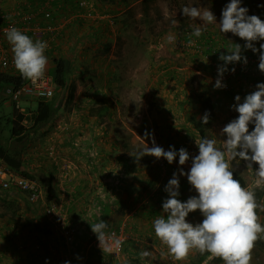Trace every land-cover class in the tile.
<instances>
[{"label":"rangeland","instance_id":"1","mask_svg":"<svg viewBox=\"0 0 264 264\" xmlns=\"http://www.w3.org/2000/svg\"><path fill=\"white\" fill-rule=\"evenodd\" d=\"M120 1L122 3L128 1V4H131V0ZM154 3H156L154 11L149 12L150 5ZM160 4L164 6V9L159 7ZM221 4L216 2V0H141L138 4L131 5L130 8L127 5L122 7V9H125L126 19L128 17L131 20L127 23L128 26L123 25L120 30L121 33L119 32V36L123 39V44L120 45L117 51L116 47L111 49V45L105 49L104 41L99 40L97 36L94 39H90L94 44L89 47L86 43H82L83 40L77 39L79 36L76 34L75 40L74 37H64L63 41L60 42V46H54L51 49L52 53H58L57 55L54 54V57L63 56L67 61L68 57H71L72 64L69 61V63L67 62V66L69 65L67 73L70 75L67 76L70 82L75 86L76 84L81 85L84 83L83 88L88 86L89 89H93L87 93L89 99L93 100L99 97L101 101H105V104L102 103L101 105L95 103L92 111L90 109L88 111L86 109L85 111L76 109L77 111L74 114L83 113L85 114L83 117L87 118V125H85L84 129L78 125L74 128V132L77 133L73 134L70 128L75 124L65 121L61 123L59 122L60 120L62 121L61 118H52L50 124L45 125L47 129L41 132H39V129L32 133L22 149L21 158L24 161L28 160V162H31L32 159L38 158L36 155H28L31 149L34 148L33 146L36 145V139L41 138V145H38V150L34 151H44V155L40 157L44 165L47 166L51 162L56 166L55 171L59 169L62 172L70 166L75 172L73 173L75 175L73 182L77 187L69 186L66 190L70 191V193L73 190L78 193L76 198L73 196L74 200L72 199L70 204L74 212H68L70 214L68 220L75 228L78 238L71 253L67 252L65 248L61 253L62 256H69L73 253L74 258L70 257V260L67 259L68 261L74 260L75 264H142L138 261V258H133L131 254L129 255V250L131 249L134 253L135 250H141V247L146 250L147 231L143 232L144 229L141 224L143 221L149 226L148 236L150 239L147 243L150 242L153 246H157L155 244L160 243L154 234L153 221L161 216L162 195L160 193L167 194L164 192V187L172 178L173 172L179 167L178 157L177 161L169 165L163 158L157 160L155 157L145 156L146 159L149 157L150 160L148 162L139 160L137 163L133 159L131 170H125V163L122 161L127 157H124L123 154L136 156L138 151L146 146V143L151 146L149 140L144 141L145 130H154L156 144L162 146L165 150H168L170 145H174L177 150L185 147L190 154H197L198 149L195 145V140L200 138L197 131H195L194 121L198 122L200 117H202V113L199 110V97L208 92V88H211L210 85H212L211 89H213V98L215 99L214 116L204 129V137L216 139V146L218 148L223 147V137L219 135L220 130L225 124L235 118L237 113L232 111L230 107L220 104V101L226 96L225 94L227 93L225 92L227 90L219 89L215 93L217 91L213 88L217 78V73L214 72L215 67L206 71L205 64L214 65L216 60L214 63L210 60L209 52L212 50L207 48V42H204L207 39L203 38V35L211 29H216L214 25H218V23L207 25L203 30V34L195 37L192 35V31L195 27H200L202 21L199 19L193 21L184 17L180 11L184 6L199 5L211 8L216 15L215 9H218L216 7L219 5V9H222ZM136 5L137 7H135ZM86 7H88V3ZM143 10H146V23L144 25L136 17V13H142ZM217 20L219 21V19ZM173 21H176V23H173ZM117 22L121 21L117 20ZM115 31L117 29H114ZM169 34L173 35L175 40L169 41ZM194 44L201 46L197 50L193 47ZM94 47L96 48L93 49ZM89 49L94 51L92 52L94 55L90 57H99V60H84L81 57L83 52L87 50L85 52L87 53ZM109 51L116 57L121 56V60L116 62L103 60L104 53L108 52L110 54ZM133 53L138 54L139 58L131 57ZM98 61L107 62L110 65L112 64L113 67L117 65L116 74L110 76V78L108 76L99 77L97 69L98 67L100 69L103 65L100 66ZM166 69L167 71H164ZM236 81L245 86L248 85L250 77L247 75L233 77L232 81H229L233 85H231V89L236 88L234 84ZM99 85L101 88H95ZM245 92L248 93V90L245 89ZM231 93L233 94V92ZM220 94H222V98ZM59 96V94L54 93L51 98L54 103L57 104L61 100ZM26 99H30L29 102L35 104L38 101L36 98L30 97H21L20 100ZM8 100L3 93L0 94V103ZM100 106L101 108L99 109ZM10 111L11 105L7 103L3 113ZM63 111L67 113L71 109L67 110L65 107ZM27 112L26 121L30 117V112L32 114V110H27ZM29 124L30 122L28 121L25 124L26 127ZM82 132L89 133V137H92V135L95 138L101 137V140L95 143H93V140L88 143L87 141H74ZM4 133L6 134V130ZM45 136H53L55 138V140H51V142L55 143L52 146L55 148L53 153L50 150L43 149V147L49 146ZM65 137L69 140H66ZM58 142L65 148L64 153L61 155H58L61 153L58 148ZM113 146H115V150H112L111 147ZM67 153L70 155L66 156ZM233 163L234 166L235 164L239 165L235 171L243 177L247 184L246 187L254 190L258 189L256 195L258 196L259 194L262 197L264 189L254 188L253 172L246 169L245 164L239 160ZM118 166L120 167L118 168ZM36 167L39 168L38 166ZM189 167L190 162L184 166L186 171ZM254 167L256 166L254 165ZM120 177H122L121 180ZM98 179H101L99 185L96 183ZM122 181H126L125 188L128 187L127 195H131V197H126L125 199L118 197L119 199L115 200L113 195L120 191V183ZM82 182L87 184L85 191H88L85 193L83 188L80 189V186L78 187V183ZM180 182L181 200H186L189 196L196 194L191 189L186 177H181ZM37 183L39 184L38 181ZM39 185L42 195H45V187L41 186V184ZM111 187L113 190H110ZM81 191L84 193L83 196H81ZM157 192L161 195L159 201L153 197ZM21 198L27 200L23 196ZM8 201L4 203L5 207L12 213V217L17 222L16 224H22L20 229L25 233L24 235H28L27 228L31 229L30 224L32 221L25 216H22V220L19 214V212L21 214L26 212L22 207L20 209V206L24 203L17 204V200L13 201L12 199ZM52 202L65 216L67 215L64 207L59 206L53 200ZM258 203L262 202L259 201ZM31 204L36 207V204ZM0 206L3 207L2 203H0ZM79 208H86L87 210L85 209V212L81 215L82 211L77 210ZM105 210H107L108 214L104 218V221L108 224L107 229L122 227L133 239V241L129 239L124 244L119 254L109 255L108 252L104 253L103 251H100V254L95 253L92 249L93 247L90 246L95 235L91 231L90 224L100 222L102 216L106 215ZM261 213L264 215V212ZM128 220L130 221L129 223ZM188 220L196 223L201 221L202 217L199 212H195L189 215ZM43 225V228L47 227L45 224ZM17 228L19 227L17 226ZM46 236L51 237V235ZM87 249L89 252L85 253ZM198 253V251H193L189 255V264H198ZM77 255L83 259H76ZM96 255L100 257L97 260L94 258ZM163 259L165 260V258ZM205 259V262L208 261L207 257ZM148 261L146 258V262ZM214 264H223V261L219 259ZM251 264H264V244H262V239L256 243L252 253Z\"/></svg>","mask_w":264,"mask_h":264},{"label":"clouds","instance_id":"2","mask_svg":"<svg viewBox=\"0 0 264 264\" xmlns=\"http://www.w3.org/2000/svg\"><path fill=\"white\" fill-rule=\"evenodd\" d=\"M180 11L184 17L202 21L201 26L192 31L195 37L201 36L207 25L218 23L221 33H231L244 41L243 46L235 43L227 54H220L219 60L223 63L217 66L214 90L227 88L224 77L226 73L235 74L234 65L248 64L244 54L248 50L258 55V70L264 73V20L258 15H250L249 9L242 6V0H228L221 9L219 22L208 7L184 6ZM6 39L11 45L14 66L21 76L33 82L42 79L48 66L47 42L34 41L15 26L7 29ZM168 39L173 41L175 37L169 34ZM229 65L233 67L229 68ZM234 101L230 109L237 116L219 133L223 137L222 148L216 146V139L204 137L195 140L198 149L195 155L185 147L177 150L174 145L165 150L156 144L154 130H145L144 141L149 140L151 146L146 143L134 156L137 163L145 156H152L157 160L165 159L169 165L178 157L179 167L164 187L167 193L161 205L164 215L153 221L155 237L166 246L175 261H185L193 251H198L207 254L208 261L220 259L223 264H251L256 243L264 239V223L258 214L264 212V203H258L255 190L242 185L236 178L235 170L239 165L233 163L243 162L254 174V188L264 189V82H258L243 98L235 95ZM209 121L210 112L206 110L200 122L207 125ZM189 162L186 171L184 166ZM181 177H186L196 193L186 200L179 198ZM195 212H199L202 220L193 223L188 217ZM107 227L104 220L90 224L104 251L111 250L107 246ZM149 256L150 251L140 253L141 259ZM76 259L83 258L77 255ZM45 264H48L47 260ZM64 264L71 262L66 260Z\"/></svg>","mask_w":264,"mask_h":264},{"label":"crops","instance_id":"3","mask_svg":"<svg viewBox=\"0 0 264 264\" xmlns=\"http://www.w3.org/2000/svg\"><path fill=\"white\" fill-rule=\"evenodd\" d=\"M87 1H88V7H84L80 9L77 6H75L73 3H71L69 0H51V1L50 0H0V28L7 21H10L12 18H15L16 13L19 11L22 13L30 11L35 14L34 18L30 22V25L34 26L38 24L40 27H42L47 23H50V25H52L55 28L53 34L44 31V34H41L38 37H34L27 31H22V32L30 36L34 41L36 39H40L42 41L47 42L48 48L46 49L45 55L48 57V66H47L46 74L51 75V70L53 68V64L51 60L52 57H54V54L55 55L58 54L57 52L52 53L51 49L54 46H60V42L63 41L64 37L65 38L74 37L75 40L76 35H78L79 38L77 39L83 40L82 43L83 44L86 43L87 46L90 47L91 45L94 44V42H92L90 39H94L97 36L99 40L104 41V44H108L109 47L111 45V49L113 47H116V51H117L120 48V45L123 44V39L119 36V34L121 33L120 30L122 29L123 25L128 26L127 23H129L131 20L130 18L128 19V17L126 19V16L124 14L125 9H122V7L124 5H127V7L130 8L131 5L133 4L135 5L138 4V2H141V0H134L133 2L131 0V4H128V1H124V3H122L120 0H87ZM216 2H219L220 4L223 2L221 4L222 5L221 8H223L224 5L228 2V0H216ZM155 5L156 3L150 5L151 7L148 9V11L149 12L154 11ZM258 5H264V0H242V6H246L249 9L250 15L252 14L258 15L262 20H264V7H259ZM135 7H137V5ZM159 7L161 9H164V6L161 4L159 5ZM219 7L220 5L216 7L218 9H215L217 19H220V14H221V9H219ZM41 9L43 10L49 9L52 12V19L50 21H47L42 17V15L40 14ZM135 10H137V8H135ZM136 17L139 18V22H141V24L144 25L146 23V10H143L142 13L137 12ZM64 19L67 20L64 21ZM117 20L121 22H117ZM214 26L216 27V29L215 28L211 29L208 33L203 35V38L207 39L204 40V42H207L206 43L207 48L208 49L211 48L212 53L214 51V54H211V52L210 55L208 54L210 60H212L213 63L216 60L214 65L210 64L211 66H209L208 64H205L206 71L211 70L212 67H215L214 72L217 73L218 64L223 63L222 61L219 60L220 54L221 53L227 54V50H231L232 48H234L235 43H239L243 46L244 41L241 40L239 37L233 36L231 33L223 34L219 31V25H214ZM114 29H117V31L114 32ZM3 46L5 47L8 56L10 58H13L11 45L6 39V33L3 34ZM257 47H259V44H257ZM95 48L96 47H94L93 49ZM86 51L87 50H85V52ZM85 52H83V55L81 56L84 60L86 59L99 60L98 59L99 57H95V56L90 57L91 55H94L92 53L94 51H91L89 49L87 53ZM107 53L108 52L104 53V56L102 57L103 60L106 59V61L109 62H116L117 60L119 61L122 58L121 56L118 57L114 56L112 52H110V54L108 53L109 55ZM244 54L247 57L257 56L256 54H253L250 50L246 51ZM118 55L120 54L118 53ZM131 57L139 58V55L133 53L131 54ZM68 61L70 62V64H72L71 57H68ZM98 62L100 66L103 65L102 67H100V69L99 67L97 69V74L99 75V77L108 76L110 78V76L116 74L115 71H117V65L113 67L112 64L110 65L107 62H103V61H102L103 63L101 61ZM231 67H233V65H229V68ZM167 69L164 71H167ZM5 70L14 74L19 73L14 65L6 68ZM239 70L240 68L236 69L235 74H231V73L225 74V76H227L228 82L232 81L233 77L240 76L241 73L239 72ZM252 71L253 72H251V75H248L250 77V81L248 85L244 86L242 83L236 81L234 83L236 88L231 89L232 83L231 84L229 83L230 88L227 90V92H225L227 94H225L226 96L220 101L221 102L220 104H223L225 107H230L235 102L234 101L235 95L239 94L243 98L247 94L245 92V89L248 90L249 93L254 90V86L258 82H264V73H261L258 70V63L253 65ZM67 75L69 74L67 73ZM83 84L81 85L76 84L73 94L74 97L70 101L65 102L64 99L60 96L62 99L58 101L57 104L55 103L54 105L56 111H55V115L53 116V119L61 118L62 121L61 120L59 121L61 123L62 122L64 123L65 121L67 123L75 124L70 128L71 133L73 134L77 133L74 132V128H76L78 125L83 129L85 128V125H87L86 122L87 118L83 117L85 114L83 113L79 115L74 114V112L77 111L76 109H81L83 111H85L86 109V111H88V109H90L91 107L93 108V106L95 105L94 102L95 99L93 100L89 99L87 94L88 91L93 89H89L88 86L83 88L84 87ZM210 86L212 88V85ZM240 86L244 88H241ZM98 87L101 88L100 85L96 86L95 88ZM211 88H208V92L206 93V95L212 100L213 106H215V99L213 98L214 92L213 89ZM217 92L218 90L215 93ZM231 92H233V94ZM1 93L4 94V91ZM220 95L222 98V94ZM29 100L30 99H26L23 101L19 100L16 103L18 105V106L16 105L17 111H15V113H13L14 115L12 116V118L14 119L16 117V114L22 115V120L20 123L24 126H26L25 124L28 123V121L31 124V117H28V120L26 121V116L28 115L27 110L33 111L35 108V103H31L29 102ZM7 103L8 102L3 101L4 108H6ZM102 103L105 104V101H101L100 103H97V105H101ZM65 107L67 108V110L71 109V111H68L67 113L64 112L63 110L65 109ZM58 115L60 116L57 117ZM47 124H50V121L47 122ZM45 125L40 129L39 132L47 129ZM89 136H90L89 133L82 132L79 136L75 138L74 141L77 140L87 141L88 143L90 140H93V143H95L96 141L101 140V137L95 138L94 135H92V137ZM65 139L69 140L66 137ZM36 140L37 143L36 145L33 146L34 148L31 149L28 156L36 155L38 158L32 159L31 162H28V160L24 161V159L21 158V161L23 163L22 169L30 172L33 175V179L37 180L39 184H41V186L50 187V201L53 200L59 206L64 207V210L68 215L67 217L68 219L70 218L69 217L70 214H68V212L74 210L73 207L72 208L70 207L71 201L72 199L74 200V197L76 198L78 193L77 191L74 192V190L70 193V191H67L66 188H69V186L77 187V185L75 186L73 182V180H75L74 179L75 175L73 173L75 172L70 168V166L67 167L68 169H65L64 172L59 171V169L55 171L56 166L51 162L48 163L47 166H45L44 162L40 160V157L44 155V151H39V152L34 151V150H38L37 148L38 145H41V138H37ZM45 140L49 142V146L47 147L45 146L43 147V149L50 150L53 153L55 151V148L52 146L55 143L51 142V140H55V138L53 136L52 137L48 136L45 138ZM60 142H58V148L61 153L58 155L64 153L63 151L65 150V148L59 144ZM111 148L112 150L116 149L115 146ZM55 155L57 154L55 153ZM69 155L70 154L68 153L66 154V156ZM32 162H34V164H32ZM37 162L39 163L37 164ZM0 163H4V162L0 159ZM24 164H26L25 167ZM40 165L42 166L40 167ZM36 166H38L39 168H37ZM119 167L120 166H118V168ZM121 178L122 177H120V180ZM97 181L96 183H98L99 185L101 183V179H98ZM78 184H79L78 187L80 186L79 187L80 189L83 188L84 193L88 191V190L85 191V188L87 186L86 183L82 182ZM125 184L126 181H122L120 183V187H121L120 191L117 193L113 192L114 193L113 198H115V200H118L119 199L118 197H121L122 199H125L126 197H131V195L129 196L127 195L128 187L125 188ZM245 186H247V184ZM124 188L125 190L122 191ZM110 190H113V188L111 187ZM257 190L258 189H256L255 192H258ZM84 193H82L81 191V196H83ZM160 194L157 192L153 197L154 199L159 201L161 196L162 197L161 204H162V201L164 198H166L167 194L164 193H160ZM21 196H23V198L25 197L20 191L13 189L4 190L0 188V203H2L3 205V207L0 206V264H45L46 260L48 264H64V261H66L67 259L70 260V257H72L73 259L74 258L73 253L70 254L69 256L66 255L62 256L61 253L62 251H64V246L58 240V237L54 232V228L47 222L43 212V205L34 203L36 204V207H33V205L30 202H28L27 200H23ZM11 199L13 201L17 200V204L18 203L20 204L22 202L24 203L22 206H20V209L22 207V209L24 211L26 210V212H24V214H21L19 212V214L21 218L22 216H25L30 218V220L32 221V223L30 224L31 229L28 227L29 228V229L27 228L28 231L26 230L28 232V235H24L25 233L20 229L22 228V224L20 225L16 224L17 222L15 218L12 217V213L9 212V210H7V208L5 207L4 203L6 201L9 202L8 200ZM263 199L264 196L262 197L259 196L257 198V201L258 202L261 201L263 203ZM85 209L86 208H79L77 210H81L82 211L81 215H82L85 212ZM104 212L106 215L102 216L101 220H104V218L108 215L107 210H105ZM160 213L161 215H164V213L162 212V207H160ZM258 214L261 215L260 216L261 222L264 223V215L261 212ZM68 222L71 224L69 220ZM129 222L130 221L128 220V223ZM43 224H45V226L47 227L43 228L44 227ZM141 224L143 226L142 228L144 229L143 232L145 230L147 231L146 233H147V241H148L150 239L148 236L149 226L146 223H144V221ZM17 226L19 228H17ZM46 235H51V237H48ZM77 235L76 237L78 238ZM147 241L145 242L146 243L145 249L151 252V256L147 257V259L149 260L148 262L150 263L146 262V258L141 259L140 253L142 251H145L142 247L141 250H135V253L132 252L130 249L129 255L131 254L133 258H138L139 259L138 261H140V263L142 264L145 263L146 264H176V263L189 264L188 258L182 262L175 261L174 258L168 254V250L166 246L161 242L159 244L156 243L155 245L157 246H153V244H151L150 242L147 243ZM262 244H264L263 239H262ZM92 249L95 253L100 254L99 249H96L95 247H93ZM87 252H89L88 249L85 251V253ZM163 258H165V260ZM205 260L206 259H203L202 262H200L199 264H206ZM218 260L219 259H213L207 261V264H214ZM70 262L71 264H75L74 260H71Z\"/></svg>","mask_w":264,"mask_h":264},{"label":"built area","instance_id":"4","mask_svg":"<svg viewBox=\"0 0 264 264\" xmlns=\"http://www.w3.org/2000/svg\"><path fill=\"white\" fill-rule=\"evenodd\" d=\"M51 1V0H50ZM74 1L80 7H86L87 0H69ZM40 14L42 17L50 21L52 19V12L49 9H41ZM35 14L32 12H17L15 18H12L10 21H7L0 28V68H7L11 66L13 58H10L3 46V34L6 33L7 29L11 26H15L21 31H27L34 37H38L41 34H44V31L54 33L55 28L47 23L46 25L40 27L37 25H30L31 20L34 18ZM67 19H64L66 21ZM201 45L194 44L197 50ZM210 53V52H209ZM211 54H214L211 52ZM258 55L256 57L249 56L248 64L245 66L243 64L234 65L236 69H239L240 75L248 76L251 75L252 67L254 64L258 63ZM224 82L227 84L225 91L230 88L227 76L224 77ZM50 93V95H49ZM54 93V86L52 83L51 75L46 74L45 76L38 81H30L21 85L20 87L15 88L12 85L6 86L4 89V95L9 97L12 101L17 103L21 97H30L37 99H48L52 97ZM0 188L4 190H17L24 194L25 198L31 203H40L43 205V212L47 222L54 228L58 240L64 246L67 252L71 253L76 242V231L75 228L68 222L67 217L62 213V211L52 202L47 201L42 195V190L37 181L33 178H28L19 175L14 172L12 169L7 167L6 164L0 163ZM107 234V246L110 247V251H104L103 246L99 247V241L97 240L96 235L92 239L90 246L95 247L103 252H108V254H119L122 251L123 244L125 241L131 239V235L124 231L122 227H113L105 229ZM120 243L117 244L116 241Z\"/></svg>","mask_w":264,"mask_h":264},{"label":"trees","instance_id":"5","mask_svg":"<svg viewBox=\"0 0 264 264\" xmlns=\"http://www.w3.org/2000/svg\"><path fill=\"white\" fill-rule=\"evenodd\" d=\"M70 2L73 3L75 6H77L78 8H84L78 6V4L74 1H70ZM108 47L109 45L105 44L104 48L107 49ZM51 61L53 64V68L51 70V78L54 86V93L59 94L64 99L65 102L70 101L73 98L75 85L68 80V76H67V68L69 66V65L67 66L68 61L63 56L52 57ZM13 65L14 63L11 66ZM5 69L6 68H2V69L0 68V93L4 91L6 86L12 85L15 88H17L28 82V80L24 79L20 73L17 74L10 73ZM60 96L59 98L62 99ZM52 97L48 99L36 98L38 101L35 104V108L32 111V114L30 115L31 124L27 127L20 123L22 120V115L16 114V117L14 119L12 118V116L14 115L13 113L17 111L15 109L17 104L14 101H12L9 97H7L9 99L7 102L11 105V111L8 113H3L4 106L3 103H0V159L7 165V167L14 170L21 176L33 178V175L30 172L22 169L23 166V163L21 161L22 149L25 143L28 141L29 136L32 133H35L37 130L41 129L55 115V111H56L54 108L55 103L51 99ZM199 98H200L199 110L202 113V116L207 110L210 112V119L213 118L214 106L212 100L209 97H207L206 94L200 95ZM94 102L100 103L101 99L97 98L95 99ZM100 108L101 107H99V109ZM90 110L92 111V107L90 108ZM194 123H195L194 125L195 131H197L199 138L200 139L204 138V129L205 127H207L208 124L207 125L202 124L200 121L198 122L194 121ZM5 130H6V134L4 133ZM123 156L127 157L124 161H122L125 163L124 169L131 170V163L133 162V159H135V157L126 154H123ZM140 160L143 162L146 161L148 162V160L150 159L149 157H147V159L146 157H143ZM235 176L237 179L240 180L242 185L244 186L246 185L243 177L240 176L236 171H235ZM258 196L256 195L257 198ZM44 197L47 201H50L49 186L45 187ZM263 203H264V199H263ZM128 241H125L124 244H126V242ZM131 241H133V239H131ZM206 257L207 254L202 255L198 253L197 263L199 264ZM94 258L99 259L100 257L96 255L94 256Z\"/></svg>","mask_w":264,"mask_h":264}]
</instances>
